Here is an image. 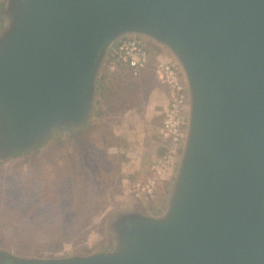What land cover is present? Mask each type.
<instances>
[{"label":"water","instance_id":"95a60500","mask_svg":"<svg viewBox=\"0 0 264 264\" xmlns=\"http://www.w3.org/2000/svg\"><path fill=\"white\" fill-rule=\"evenodd\" d=\"M0 154L86 124L119 40L168 50L188 105L165 212L115 223L113 251L7 264H264V0H9Z\"/></svg>","mask_w":264,"mask_h":264},{"label":"rangeland","instance_id":"374dc122","mask_svg":"<svg viewBox=\"0 0 264 264\" xmlns=\"http://www.w3.org/2000/svg\"><path fill=\"white\" fill-rule=\"evenodd\" d=\"M8 2L0 0V37L6 30ZM146 39L155 52L154 41ZM109 65L108 54L100 74L105 69L113 75L108 88L122 96L106 109L108 114L113 111L115 142L121 146L110 147L102 129L80 140L84 135L78 130L88 120L82 126L53 130L28 151L0 154V257L55 259L113 251L120 217L131 212L152 216L165 212L183 142L175 150L157 151L156 130L163 125L160 112L153 124L155 133L153 129L147 133L148 125L153 126L150 89L155 81H143L130 71L118 70L120 66L111 71ZM142 155L147 161L144 177L131 166ZM162 156L168 158L161 166L169 169L151 195H137L134 185L154 176L153 164Z\"/></svg>","mask_w":264,"mask_h":264},{"label":"built area","instance_id":"2783aa9c","mask_svg":"<svg viewBox=\"0 0 264 264\" xmlns=\"http://www.w3.org/2000/svg\"><path fill=\"white\" fill-rule=\"evenodd\" d=\"M152 50L149 42L142 36H127L117 42L109 53V69L115 71L117 67H126L134 76H138L150 63ZM155 72L160 83L167 88L168 106L165 111L161 134L169 147L177 148L183 142L184 125L186 122L188 93L186 84L179 67L174 61H160L155 65ZM167 158L155 160L152 170L154 176L146 183H137L133 191L137 194L149 196L155 190L158 180L166 173Z\"/></svg>","mask_w":264,"mask_h":264},{"label":"crops","instance_id":"0c3cea01","mask_svg":"<svg viewBox=\"0 0 264 264\" xmlns=\"http://www.w3.org/2000/svg\"><path fill=\"white\" fill-rule=\"evenodd\" d=\"M156 47H157V50L155 52H152V57L150 59V63H149V65H147L148 67L146 69H144L138 76H136L137 78L143 79V81H146L147 78H150L153 82L155 81L154 82V86L152 87V89H150V92L152 94V95H150V99H151L150 101H151V104L152 103L154 104V106L152 105L153 107L151 108L152 110H151V114H150L152 125L154 124L155 119H157V117L159 116L158 112H160L162 114L161 120H162V123H163L165 111H166L167 106H168V91H167V88L160 83V81H159V79H158V77L156 75V72H155V68H156L155 65H157L158 62H160V61H164V62L173 61L172 56H170V54L167 53L168 50L166 52V51H163L162 49H160L159 46L156 45ZM96 105H97V96H96V103H95V105L93 107L92 114L90 115V118H89V121H94L93 123H95V119H96V116H95V106ZM156 105H158L157 106L158 108L155 109ZM115 126H116L115 122H113V132L117 133L116 129H115ZM161 128H162V124L156 130L158 135H159L158 139L155 141L156 142L155 147H156L157 151L158 152L159 151L163 152L164 151L163 147L168 149L169 151L170 150H175L174 148L169 147V145L167 144V141L165 140V138L161 134ZM151 129H153L154 133H155L154 125L153 126H149L148 125L147 133H152ZM142 139H143V137H142ZM137 145L138 144H136V146ZM143 145L144 144L142 143V146ZM114 147L117 148L119 146H114ZM126 150L129 152L128 147H126ZM164 158H168V156L163 157V159ZM146 163H147V161L144 158V156L142 155L141 157H139V159L136 162H134V164H131V166L132 165L135 166V168H133V170L136 172V174H138L139 176L142 175L144 177V175L146 174L145 172L147 171ZM168 169L169 168H167L166 171ZM172 169L173 168H171V171H169V173L172 172Z\"/></svg>","mask_w":264,"mask_h":264},{"label":"trees","instance_id":"16d2710c","mask_svg":"<svg viewBox=\"0 0 264 264\" xmlns=\"http://www.w3.org/2000/svg\"><path fill=\"white\" fill-rule=\"evenodd\" d=\"M154 44L157 45L155 42ZM121 69L126 70L128 72L130 71L126 67L118 68V70ZM113 81V75L109 74L108 71L103 69L97 82V105L95 106V123H93L94 121H89L87 125L79 128V133H82L84 135L80 138V140L86 141L87 139H90V135L88 138L86 137L90 132L102 129L101 131L104 136L103 140L108 141L109 146H121V144H117V142H115L117 135L113 132V111L111 114H108V111L106 110L109 105H113L115 100L121 99L122 97L121 95H118V92L117 95H115V92L112 93L109 90L108 85ZM106 99H108L110 102H106ZM127 145L128 144H126V147Z\"/></svg>","mask_w":264,"mask_h":264},{"label":"flooded vegetation","instance_id":"af4514ba","mask_svg":"<svg viewBox=\"0 0 264 264\" xmlns=\"http://www.w3.org/2000/svg\"><path fill=\"white\" fill-rule=\"evenodd\" d=\"M3 17V16H2ZM0 264H7V258H3L0 260Z\"/></svg>","mask_w":264,"mask_h":264}]
</instances>
